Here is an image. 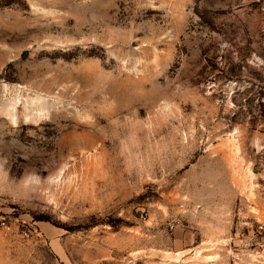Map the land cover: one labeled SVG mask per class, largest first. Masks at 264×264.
Segmentation results:
<instances>
[{
	"label": "rangeland",
	"instance_id": "1",
	"mask_svg": "<svg viewBox=\"0 0 264 264\" xmlns=\"http://www.w3.org/2000/svg\"><path fill=\"white\" fill-rule=\"evenodd\" d=\"M0 264H264V0H0Z\"/></svg>",
	"mask_w": 264,
	"mask_h": 264
}]
</instances>
